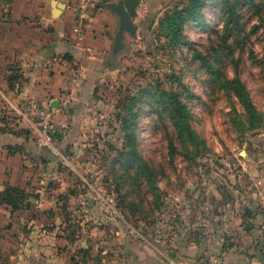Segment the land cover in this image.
Masks as SVG:
<instances>
[{
	"label": "rangeland",
	"instance_id": "1",
	"mask_svg": "<svg viewBox=\"0 0 264 264\" xmlns=\"http://www.w3.org/2000/svg\"><path fill=\"white\" fill-rule=\"evenodd\" d=\"M182 2L139 1L131 17L135 29L124 33V46L116 54L113 67L100 74L87 102L69 108L66 130L61 132L64 140L54 138L47 146L32 138L42 146L43 159L51 160L45 166L36 160V154L26 156L30 177H27L30 181L26 182V190L38 194L31 202L41 205L33 216L38 220L37 231L41 229L36 235L49 237L56 223L62 222L77 243L86 237L91 245L108 249L107 255H115L119 261L126 260L124 254L137 248L158 255L163 251L166 261L174 259L168 251L176 249L177 239L184 234L189 241L195 236L208 239L216 235L222 243L235 244L241 251L244 247L245 252L257 249L264 238V30L249 33L233 59L228 56L221 68L228 78L235 73L239 75L261 116L258 128L241 131L232 121L236 112L243 115L236 100L228 97L219 84H211L207 71L192 60V52L187 47L171 49L163 37L159 20ZM216 6L211 4L205 8L206 26L187 23L183 29L188 40L203 53L209 51L211 35L215 36L213 28L222 27ZM248 17L249 14L246 19L250 27L256 19ZM145 24L148 28L142 32ZM174 74L181 75V84L191 92L183 98L190 110V123L204 147L195 150L196 155L190 159L181 152L171 158L166 131L171 136L174 133L166 121L150 116L148 109H140L138 104L134 106L133 111H138L139 152L158 172L159 190L155 197L134 171L127 175L121 166L115 164L113 168L112 162L116 149L124 142L122 120L127 116L130 97L149 84L164 89L171 85L177 87L176 79L170 77ZM24 102L15 101L12 105ZM5 109L10 124H15L11 106ZM175 143L183 150L177 139ZM115 174L121 176L118 188L122 193L127 192L122 210L117 207L123 196L115 191L118 185ZM126 201L138 207L127 206ZM85 205L89 206L86 214L81 213ZM54 206L62 211H53ZM231 208L243 222L247 233L244 237L230 230L214 231L215 221L220 219L217 216L222 213L221 218L226 221ZM248 210L251 216L247 217ZM85 217L87 223L80 224ZM52 233L58 231L55 229ZM123 245L129 252L123 251ZM75 255L77 258L74 256L72 260L76 264L89 259L82 256L80 249Z\"/></svg>",
	"mask_w": 264,
	"mask_h": 264
},
{
	"label": "crops",
	"instance_id": "2",
	"mask_svg": "<svg viewBox=\"0 0 264 264\" xmlns=\"http://www.w3.org/2000/svg\"><path fill=\"white\" fill-rule=\"evenodd\" d=\"M53 1L63 6L56 7ZM74 1L0 0V191L7 184L27 189L28 154H36L38 159L34 158L45 166L51 163L50 159H41L43 148L32 138L16 129H6L1 109L14 107L15 101L38 100L53 108L58 128L65 132L69 108L87 102L98 77L109 69L104 61L112 51L119 25V17L111 8L122 0H107L96 6L81 43L71 31ZM11 146H19L20 150L10 152ZM39 206L31 202L29 208L12 211L9 206L0 205V264H76L72 258L77 249L89 258L83 264H168L163 251L158 255L138 248L125 253L126 260L119 261L117 256L107 255L108 249L91 245L86 237L77 243L62 222L53 228L57 234L52 230L49 237H38L36 233L41 229L37 231L38 220L33 216ZM52 210L62 211L57 206ZM81 210L86 214L89 206H82ZM227 214L226 221L221 218L222 213L217 216L220 219L215 221L214 231L230 230L243 236L245 227L237 212L231 208ZM87 220L81 219L80 224ZM197 237L189 241L184 234L177 239L176 249L168 251L169 255L193 263L214 252L221 254L222 264H264V238L257 249L245 252L244 247L241 251L235 244L222 243L216 235L208 239ZM122 248L129 252L125 245Z\"/></svg>",
	"mask_w": 264,
	"mask_h": 264
},
{
	"label": "trees",
	"instance_id": "3",
	"mask_svg": "<svg viewBox=\"0 0 264 264\" xmlns=\"http://www.w3.org/2000/svg\"><path fill=\"white\" fill-rule=\"evenodd\" d=\"M181 1L184 2L165 13L162 19L159 20L160 28L163 37L166 39L167 45H169L171 49L178 50L187 47L189 51L192 52V60L199 62V66L207 71L211 84H219V88L223 89L228 97H233L236 100L243 111V115L237 113L236 109L232 107L233 112H236L232 117L235 127L241 131H250L258 128L261 125V116L252 102L245 83L236 73L231 78L224 76L221 68L228 56L231 57V60L233 59L234 52L243 42L246 41L249 33L252 31L255 32L259 29L264 30V0ZM211 4H217L215 10H218L219 12L218 15L221 19L222 27L213 28L215 36L211 35L213 36V40L210 44L209 51L203 53L195 48L194 44L188 40L183 29L187 23H192L194 25L203 24L206 26L204 10ZM247 14L250 16L248 18L254 17L256 19V23L252 24L250 27L248 26L249 21L246 19ZM145 20L147 21V19ZM145 20L143 23H145ZM147 28L148 25L145 24L142 27V32ZM248 29H250V31H248ZM123 46L116 52H110L104 61L107 68L110 69L113 67L116 54L123 49ZM170 77L173 80L176 79L178 82L177 87L171 85L168 89H164L159 85L149 84L144 89L130 97V104L126 111L127 116L123 117L122 120L125 130L123 135L124 142L120 149H116V155L112 162L113 168H115V164L119 165L121 166L122 172L127 175H131L132 171H134V174L145 182L147 190L155 197H157V192L159 190L156 185L158 172L150 163L143 159L139 152L138 136L136 133V117H138V111H133L134 106L138 104L140 109L142 107L148 109L147 111L150 116L156 115L161 121L165 120L168 124V128L172 130V134L174 133V136L176 135V137L171 136L169 132L166 131L168 155L171 158L181 152L186 159H190L192 155H196L195 150L204 147L202 140L199 138L190 123V110L187 102L183 98L184 94L191 95V92L181 84L182 81L180 74H174ZM11 110L13 112V109H10V111ZM1 115L6 118L5 126L9 131L16 129L26 137H35L30 128L19 125L18 116L15 112V124H10L7 117L8 115H6L3 108L1 109ZM54 138L57 140L62 138L59 128L53 134L52 139ZM176 139L179 141V144L183 146V150H180L179 146L175 143ZM9 150L10 152H14L20 150V148L19 146H11L9 147ZM42 158L43 157H41V159ZM120 177V175H114V180L118 183L115 191L118 195L123 196L121 197V201L118 202L117 207L122 210L125 209L123 206L127 192L122 193L118 188V180ZM37 198L38 194H33L24 188L8 184L4 186L2 191H0V205H7L12 211L29 208L31 199ZM126 202L127 206L138 207L134 202ZM150 206L153 209V206ZM247 213V217L251 216L249 210ZM247 217H244L243 220L247 221ZM262 226L264 227V220ZM70 234L73 238V233L70 232ZM80 251L84 252L83 250ZM207 259L208 257L204 259L202 257L194 262L201 261L203 263Z\"/></svg>",
	"mask_w": 264,
	"mask_h": 264
},
{
	"label": "built area",
	"instance_id": "4",
	"mask_svg": "<svg viewBox=\"0 0 264 264\" xmlns=\"http://www.w3.org/2000/svg\"><path fill=\"white\" fill-rule=\"evenodd\" d=\"M107 0H75L72 4L74 22L72 35L81 43L84 39L87 28L93 18L96 6ZM18 116L19 125L30 128L35 138L42 145H51L52 136L58 129L54 118V110L49 104L35 99H27L24 103L12 107ZM223 257L214 254L208 257L205 262L197 261L189 263L183 260L168 259V264H222Z\"/></svg>",
	"mask_w": 264,
	"mask_h": 264
},
{
	"label": "water",
	"instance_id": "5",
	"mask_svg": "<svg viewBox=\"0 0 264 264\" xmlns=\"http://www.w3.org/2000/svg\"><path fill=\"white\" fill-rule=\"evenodd\" d=\"M56 7H62L59 2H52ZM139 0H122L112 4V11L119 17L118 30L114 38L112 51L116 52L123 46V35L125 32H133L135 25L131 21V17L135 14V8L138 6Z\"/></svg>",
	"mask_w": 264,
	"mask_h": 264
}]
</instances>
